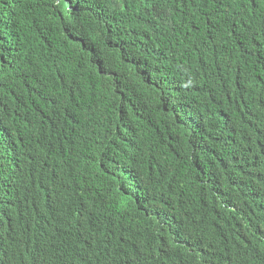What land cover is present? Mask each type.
I'll return each mask as SVG.
<instances>
[{"label":"trees","instance_id":"trees-1","mask_svg":"<svg viewBox=\"0 0 264 264\" xmlns=\"http://www.w3.org/2000/svg\"><path fill=\"white\" fill-rule=\"evenodd\" d=\"M0 264H264V0H0Z\"/></svg>","mask_w":264,"mask_h":264}]
</instances>
